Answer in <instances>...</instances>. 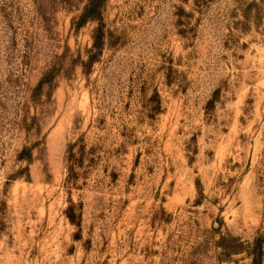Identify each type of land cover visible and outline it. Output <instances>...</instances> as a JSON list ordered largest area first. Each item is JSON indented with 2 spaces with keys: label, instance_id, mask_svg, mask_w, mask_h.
Returning <instances> with one entry per match:
<instances>
[{
  "label": "rangeland",
  "instance_id": "374dc122",
  "mask_svg": "<svg viewBox=\"0 0 264 264\" xmlns=\"http://www.w3.org/2000/svg\"><path fill=\"white\" fill-rule=\"evenodd\" d=\"M90 1L0 0V264H264V0Z\"/></svg>",
  "mask_w": 264,
  "mask_h": 264
},
{
  "label": "trees",
  "instance_id": "16d2710c",
  "mask_svg": "<svg viewBox=\"0 0 264 264\" xmlns=\"http://www.w3.org/2000/svg\"><path fill=\"white\" fill-rule=\"evenodd\" d=\"M105 0H91L88 6L85 8L83 14L79 17L78 21L75 23L77 28L82 27L88 21H96L101 19L102 9L104 6ZM103 47V29L99 27L96 31V37L94 39V48L96 50H101ZM46 79L41 81V86L46 83ZM20 159L27 160L29 163L33 159V151L32 150H23L20 154ZM67 216L69 220L76 224L77 226L81 225L80 219L78 220V216L74 211V207L70 206L68 208ZM239 242V241H238ZM240 244V243H239ZM251 255L254 258V261L257 260L258 257H263V241L257 239L254 244H252Z\"/></svg>",
  "mask_w": 264,
  "mask_h": 264
}]
</instances>
